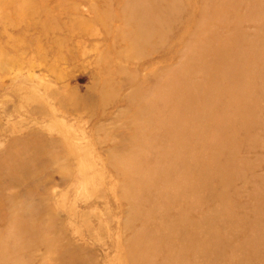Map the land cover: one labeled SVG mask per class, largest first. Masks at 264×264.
Listing matches in <instances>:
<instances>
[{"label":"rangeland","instance_id":"obj_1","mask_svg":"<svg viewBox=\"0 0 264 264\" xmlns=\"http://www.w3.org/2000/svg\"><path fill=\"white\" fill-rule=\"evenodd\" d=\"M0 264H264V0H0Z\"/></svg>","mask_w":264,"mask_h":264},{"label":"bare ground","instance_id":"obj_2","mask_svg":"<svg viewBox=\"0 0 264 264\" xmlns=\"http://www.w3.org/2000/svg\"><path fill=\"white\" fill-rule=\"evenodd\" d=\"M151 12V11H150ZM137 23V22H136ZM144 28V27H143ZM146 30V29H145ZM149 35V34H148ZM162 36V35H161ZM152 37H154L153 35H152ZM151 38V37H150ZM140 43V42H139ZM145 49V48H144ZM170 87V86H169ZM166 101V100H165ZM174 102V101H173ZM186 112V111H185ZM174 131V130H173ZM161 143V142H160Z\"/></svg>","mask_w":264,"mask_h":264}]
</instances>
